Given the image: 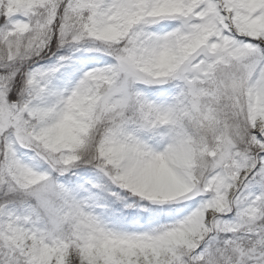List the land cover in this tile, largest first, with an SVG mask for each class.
Returning a JSON list of instances; mask_svg holds the SVG:
<instances>
[{"label":"rangeland","instance_id":"obj_1","mask_svg":"<svg viewBox=\"0 0 264 264\" xmlns=\"http://www.w3.org/2000/svg\"><path fill=\"white\" fill-rule=\"evenodd\" d=\"M0 43V264H65L76 216L264 264V0H0Z\"/></svg>","mask_w":264,"mask_h":264},{"label":"trees","instance_id":"obj_2","mask_svg":"<svg viewBox=\"0 0 264 264\" xmlns=\"http://www.w3.org/2000/svg\"><path fill=\"white\" fill-rule=\"evenodd\" d=\"M56 30V28H55ZM57 38L58 35L53 37V40ZM55 45V41L53 46ZM2 47V43H0V48ZM18 64L16 60H11L5 63V65L0 66V75H9L11 73V70L16 67L15 64ZM23 69V68H21ZM16 83V80L12 81L10 83V88H15L14 85ZM93 149L96 151V156H100L103 151V145H101V142L92 143ZM94 157V158H95ZM90 159V160H94ZM89 160H86L84 162H88ZM83 165V164H82ZM82 169L80 167H76V169ZM82 173H80V176L86 184L92 185V189L95 192L92 196L95 197V199H98L99 197L104 198L105 200L110 201L111 208H114V211L119 210L117 205L114 204L113 200L111 199L110 195H107L104 191H102V188H98V184H101L102 181L101 178H99L95 174L88 173L89 171L80 170ZM76 172L72 173V175H66L69 180H72V176L75 175ZM108 188H112L113 186L110 185V187L107 185ZM114 189V188H113ZM120 194V190H113ZM19 203V198H13L9 195H4L2 199L0 200V204L5 203ZM145 210V209H144ZM141 213H135L132 212L131 215L134 217H130V221H139L141 223H144L143 226L148 223L149 220H151L154 217V213L156 212V208H153L151 210H146L147 212L140 210ZM152 211V212H148ZM149 213V214H148ZM78 219L77 224V232L72 235V237L66 242L61 244V250L64 255V261L65 264H167V262L174 258H179L178 261H184L186 264H196L199 260L200 255V249H198L196 252L192 253L187 248L178 245L175 246L172 244L169 247H166L164 244L161 243V240L156 241V235H153L152 241L150 239V242L148 241V238L145 237L146 231L142 232V237L139 240L136 236V233L131 231L129 232V235L131 237V241H123L120 242L117 246L119 249H114L112 255H102L100 251H98L97 242L95 238H99L96 236V233L92 230L93 226L91 225L90 229L83 223V221L80 220L78 216H76ZM141 218V219H139ZM114 221V220H112ZM258 228L260 226L264 225V213L263 215L258 219L256 222ZM127 236V235H126ZM242 237H238L237 239H241ZM148 242V243H147ZM263 248H261V252L264 255V252L262 251ZM260 252V251H259ZM177 261V262H178Z\"/></svg>","mask_w":264,"mask_h":264},{"label":"water","instance_id":"obj_3","mask_svg":"<svg viewBox=\"0 0 264 264\" xmlns=\"http://www.w3.org/2000/svg\"><path fill=\"white\" fill-rule=\"evenodd\" d=\"M14 110H15V108H14Z\"/></svg>","mask_w":264,"mask_h":264}]
</instances>
